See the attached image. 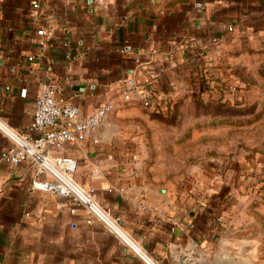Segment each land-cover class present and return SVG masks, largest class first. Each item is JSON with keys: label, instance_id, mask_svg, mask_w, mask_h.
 <instances>
[{"label": "crops", "instance_id": "0c3cea01", "mask_svg": "<svg viewBox=\"0 0 264 264\" xmlns=\"http://www.w3.org/2000/svg\"><path fill=\"white\" fill-rule=\"evenodd\" d=\"M263 54L264 0H0V264H145L74 198L33 189L52 178L31 161L2 160L49 79L84 119L115 105L88 139L52 154L78 162L76 184L145 254L174 264L193 243L198 264H264L256 229L238 223L250 194L212 173L204 192L197 183L173 194L149 179L147 162L148 132L167 136L170 105L214 85L232 58ZM130 78L154 93V107L124 102Z\"/></svg>", "mask_w": 264, "mask_h": 264}, {"label": "rangeland", "instance_id": "374dc122", "mask_svg": "<svg viewBox=\"0 0 264 264\" xmlns=\"http://www.w3.org/2000/svg\"><path fill=\"white\" fill-rule=\"evenodd\" d=\"M241 57L225 63L214 85L170 105L167 136L148 132L147 162L149 179L173 194L193 193L188 184L197 183L204 192L210 173L228 177L241 199L250 194L252 201L238 204V223L256 229L264 256V54Z\"/></svg>", "mask_w": 264, "mask_h": 264}, {"label": "built area", "instance_id": "2783aa9c", "mask_svg": "<svg viewBox=\"0 0 264 264\" xmlns=\"http://www.w3.org/2000/svg\"><path fill=\"white\" fill-rule=\"evenodd\" d=\"M38 34L43 36L46 32L42 30ZM60 92V85L52 79L39 86L35 113L28 132L22 135L8 134L13 146L2 155V160L14 165L31 161L38 167L39 174L45 173L52 178L51 181L34 180L33 189L74 198L145 264H159L124 234L118 218L100 207L94 199L93 189L86 190L76 184L73 176L78 171V162L71 157L52 154V150H59L66 143L88 139L105 119L115 112V105L110 102L102 103L94 114L84 119L78 107L58 99ZM121 94L125 103L140 104L144 108L155 106L154 93L145 84L133 78L123 84ZM0 129L3 130L1 127Z\"/></svg>", "mask_w": 264, "mask_h": 264}, {"label": "water", "instance_id": "95a60500", "mask_svg": "<svg viewBox=\"0 0 264 264\" xmlns=\"http://www.w3.org/2000/svg\"><path fill=\"white\" fill-rule=\"evenodd\" d=\"M194 249H195V246L193 243H191L186 248L178 249L175 255L173 256V263L174 264H198L199 258Z\"/></svg>", "mask_w": 264, "mask_h": 264}]
</instances>
